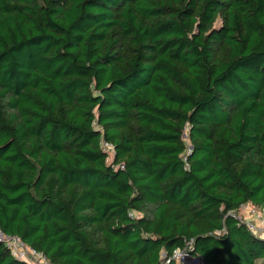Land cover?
Wrapping results in <instances>:
<instances>
[{
    "label": "trees",
    "instance_id": "1",
    "mask_svg": "<svg viewBox=\"0 0 264 264\" xmlns=\"http://www.w3.org/2000/svg\"><path fill=\"white\" fill-rule=\"evenodd\" d=\"M247 205L264 0H0V234L50 264H163L191 241L203 264H264ZM0 264L29 263L0 241Z\"/></svg>",
    "mask_w": 264,
    "mask_h": 264
},
{
    "label": "built area",
    "instance_id": "2",
    "mask_svg": "<svg viewBox=\"0 0 264 264\" xmlns=\"http://www.w3.org/2000/svg\"><path fill=\"white\" fill-rule=\"evenodd\" d=\"M103 148L110 154L113 152L112 146L108 143H103ZM244 207L245 206L242 207V210ZM248 214L252 217V219L242 218V221L254 235L264 239V210L257 209L250 205ZM0 241H5L7 243L15 257L24 260L29 264H50L42 253L27 247L18 238L6 237V240ZM193 243L194 242L191 241L184 248L175 249L172 253L171 259L165 261L163 264H171L172 261L176 264H203V260L193 253Z\"/></svg>",
    "mask_w": 264,
    "mask_h": 264
},
{
    "label": "rangeland",
    "instance_id": "3",
    "mask_svg": "<svg viewBox=\"0 0 264 264\" xmlns=\"http://www.w3.org/2000/svg\"><path fill=\"white\" fill-rule=\"evenodd\" d=\"M111 158H112V152H111ZM249 209H250V205L245 206L240 216L245 219H252V217L248 214ZM0 240H6V237L0 234Z\"/></svg>",
    "mask_w": 264,
    "mask_h": 264
}]
</instances>
